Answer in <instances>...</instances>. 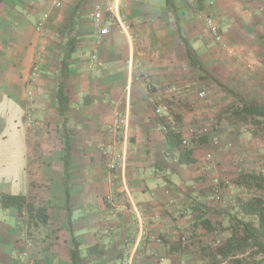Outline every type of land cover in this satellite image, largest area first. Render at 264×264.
<instances>
[{"label": "crops", "instance_id": "obj_1", "mask_svg": "<svg viewBox=\"0 0 264 264\" xmlns=\"http://www.w3.org/2000/svg\"><path fill=\"white\" fill-rule=\"evenodd\" d=\"M102 1L0 0V193L31 196L49 216L28 225L0 207V264H73L75 247L77 264H226L216 244L238 213L243 149L224 127L215 145L201 125L229 96L218 83L237 92L264 75V0H202V9L195 0H117L118 19L103 16L105 35L91 16ZM204 76L217 93L200 98ZM160 104L167 119L179 112L173 125L184 136L203 131L189 141L193 163H179Z\"/></svg>", "mask_w": 264, "mask_h": 264}, {"label": "trees", "instance_id": "obj_2", "mask_svg": "<svg viewBox=\"0 0 264 264\" xmlns=\"http://www.w3.org/2000/svg\"><path fill=\"white\" fill-rule=\"evenodd\" d=\"M196 7L202 9V0H195ZM194 65L202 68L201 65L190 58ZM64 67H66V57L63 60ZM203 70V69H202ZM66 69H62L65 74ZM223 90L228 94L236 97L237 101L224 109L230 114L231 122L235 121H250L258 124L262 131H264V98L261 99H246L242 95L218 83ZM58 112L61 116L62 128L66 138V148L64 155L65 170L68 168V156L70 153L69 144L71 138L69 136L70 129L66 125V112L69 109V99L65 95L62 86L58 90ZM179 119V116L177 117ZM176 117L174 120H178ZM158 120L165 125V136L169 145L178 150V161L181 164H190L195 161L193 157V148L188 143L182 146V133L180 129L167 122V118L159 116ZM232 124V123H231ZM66 180V179H65ZM235 183L245 187H255L257 189H264V174L249 173L242 171ZM238 213L230 215V220L233 221L231 225L230 236L219 244L216 248L217 255L222 258L233 259V264H251L247 263V254L249 249L254 248V253L264 254V196H252L249 199L237 198ZM0 207L2 209H14L19 216L26 217L27 224L34 226L45 225L48 222L49 216L47 209L38 205L31 196L22 194L0 193ZM255 218V219H254ZM211 227L210 225H208ZM250 254V253H249ZM79 250L75 247L72 250V262L78 263ZM216 256V255H215ZM214 256V257H215ZM247 260V261H246ZM255 264V262H252Z\"/></svg>", "mask_w": 264, "mask_h": 264}, {"label": "rangeland", "instance_id": "obj_3", "mask_svg": "<svg viewBox=\"0 0 264 264\" xmlns=\"http://www.w3.org/2000/svg\"><path fill=\"white\" fill-rule=\"evenodd\" d=\"M246 75V74H245ZM262 75V74H261ZM257 75L256 78H252L248 80V83L245 86H242L243 88L237 89L238 94L242 95L246 99H261L264 98V75ZM204 79L202 81L201 90H204L206 95H214L213 89L211 87V79L204 76ZM227 95V94H226ZM226 100L223 99L224 105H222L220 108L219 115L215 116V120L212 123H209L206 125V127L201 125V129L205 131V135H211L217 134V131L223 129V127L227 130L229 135H233L240 139V147L243 149V153L239 155L240 157L237 158V166H239L238 175L244 171L249 173H262L264 174V131L261 130L260 126L256 123H254L253 120L250 121H235L231 122L230 114L228 112H225L224 109L226 107H229L231 104H233L235 101H237L236 97L233 95L228 94ZM226 97V96H224ZM218 98V95L215 94V100ZM219 101V98H218ZM173 116V118L180 117V114L178 111H172L170 112ZM178 119V118H177ZM232 123V124H231ZM200 129V131H202ZM199 131V132H200ZM203 134V132H201ZM211 137V136H210ZM230 176V175H229ZM228 178V182H230V179ZM233 177V176H231ZM237 178V177H236ZM228 185V184H227ZM238 195L240 198L246 200L251 198L252 196H258L263 195L264 196V189L260 190L255 187L249 186L245 187L243 185H240L238 187ZM255 219V218H254ZM229 235L221 236L220 240L221 244L223 241H225L228 238ZM211 242H215L214 237H211ZM216 244V243H215ZM216 244V245H219ZM254 248L249 249L247 256V263L255 262V264H264V254H258L254 253ZM250 253V254H249ZM228 261L226 264H229V262L233 261V259H227Z\"/></svg>", "mask_w": 264, "mask_h": 264}, {"label": "built area", "instance_id": "obj_4", "mask_svg": "<svg viewBox=\"0 0 264 264\" xmlns=\"http://www.w3.org/2000/svg\"><path fill=\"white\" fill-rule=\"evenodd\" d=\"M53 1L57 6H60L62 4L61 0H53ZM119 12L120 11H119V5L117 3V0H104V1L99 2V3L94 5L91 16H92L93 22L98 27L99 32L101 34L105 35V34L109 33V31H110V25L103 21V16L107 15L109 18L115 20V19H118ZM205 22H206V25H207L209 32H210L212 38L214 39V41L216 43H218L222 48L228 49V43L225 40L224 34H223L221 28L219 27V25L214 20V18L210 15H207L205 18ZM39 27L42 28V22L39 23ZM96 60H97V51L93 52L91 55V62H94ZM173 89L176 90V88H173ZM27 94H28V101L30 103L29 111H27V116H29L30 125L33 126L34 121L31 117V112L33 110L32 103H34V101H35V94H34V91L32 89H29L27 91ZM198 96L200 98H204L206 96L205 91L204 90L199 91ZM163 109H164V107L160 104L155 108V113L158 116H164V114H163L164 110ZM167 122L168 123L169 122L174 123L175 120L173 118L171 119L169 117V119H167ZM161 125H162L163 130H165V125L164 124H161ZM203 131H204V129H203ZM203 131L199 132L194 127H191L189 129L188 135L184 136L182 134V146L183 147L186 146L189 143L191 138L198 137V135ZM212 141L215 145H217L219 143V138H218L217 134L212 135ZM108 166L111 168H115L116 164L114 162L110 161V162H108ZM225 182H227V180H225ZM188 239L189 238H188L187 234L182 235V240L184 242L187 243ZM220 242H221V240L218 239L217 243H220Z\"/></svg>", "mask_w": 264, "mask_h": 264}]
</instances>
